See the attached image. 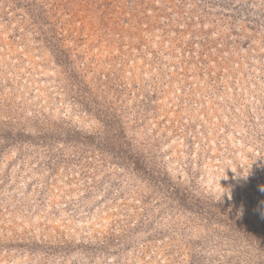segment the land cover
Wrapping results in <instances>:
<instances>
[{
  "label": "rangeland",
  "instance_id": "1",
  "mask_svg": "<svg viewBox=\"0 0 264 264\" xmlns=\"http://www.w3.org/2000/svg\"><path fill=\"white\" fill-rule=\"evenodd\" d=\"M0 264H264V0H0Z\"/></svg>",
  "mask_w": 264,
  "mask_h": 264
}]
</instances>
